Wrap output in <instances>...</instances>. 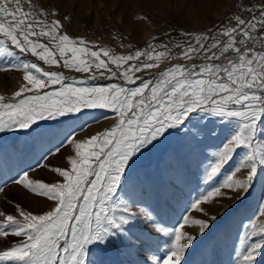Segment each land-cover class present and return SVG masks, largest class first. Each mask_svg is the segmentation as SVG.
Listing matches in <instances>:
<instances>
[{
    "label": "snow or ice",
    "instance_id": "1",
    "mask_svg": "<svg viewBox=\"0 0 264 264\" xmlns=\"http://www.w3.org/2000/svg\"><path fill=\"white\" fill-rule=\"evenodd\" d=\"M27 2L26 10L22 0H0V56L17 55L14 46L44 65L86 73L89 80L97 79L94 72L102 70L100 77L107 72L125 83L82 87L77 83L86 84V80L68 83L63 71L45 70L37 62L23 60L12 65V69L23 70L25 83L13 93L11 101L0 95V131L27 129L37 120L63 117L82 109H112L118 119L112 127L84 140L74 135L66 138L75 155L68 157L69 168L51 169L61 178L59 181L32 179L27 171L13 180L54 206L41 214L25 211L19 204L17 214L0 211V237H26L24 242L0 250V262L85 264L89 245L103 248L121 239L129 217L116 215L120 205L114 196L126 170L137 153L159 142L170 129L191 123L194 115L218 117L230 126L228 136L209 162L206 182L222 171L238 149L248 151L235 171L220 186L197 197L191 209L202 212L201 202L224 195L223 188L234 190L238 199L248 192L258 170H264V139L256 143L258 126L264 124V6L258 16L245 19L235 15L234 24L230 22L214 33H185L195 43L189 40L174 45L181 49L179 57L185 63L164 68L153 80L136 74L159 68L162 59L172 53L167 45H149L128 55H117L95 44L88 47V41L74 40L63 32L60 20L48 22L43 8L37 10L31 0ZM194 60L202 62L190 63ZM110 65L123 70L114 71ZM7 70L0 67V71ZM137 81L138 86H126ZM201 131L206 136L216 134L212 129ZM242 169L248 171L241 177L237 173ZM123 211L128 213L129 208ZM259 212L264 218V205ZM210 220L185 215L173 230L159 228L172 237L162 264H181L184 252L196 239L183 229L191 224L204 233ZM248 227L246 239L241 241L240 264H256V256L264 249V220H252ZM253 237L259 239L249 244Z\"/></svg>",
    "mask_w": 264,
    "mask_h": 264
},
{
    "label": "rangeland",
    "instance_id": "2",
    "mask_svg": "<svg viewBox=\"0 0 264 264\" xmlns=\"http://www.w3.org/2000/svg\"><path fill=\"white\" fill-rule=\"evenodd\" d=\"M22 2L27 10V0ZM31 3L37 10L44 9L48 22L60 20L62 31L72 39L88 41V47L95 44L110 48L114 54L128 55L147 49L149 45H167L172 53L162 59L159 68L136 74L153 80L164 68L185 63L179 57L181 49L174 47L189 40L195 43L193 37L185 33H214L230 22L234 24L232 17L241 16L245 6L243 0H132L130 3L125 0H31ZM255 15L258 16L259 12ZM256 47L260 48L259 42ZM13 50L17 55L0 56V67L9 69L0 71V95H4L7 101H11L13 93L25 83L23 70L12 69V65L23 60L37 62L45 70L63 71L69 78L68 83L87 81L86 84L77 83V86L125 83L122 79L110 77L107 72L100 77L99 71L102 70L94 72L97 79L89 80V74L44 65L31 54L20 53L14 46ZM156 50L165 51L164 48ZM201 62L194 60L190 63ZM110 67L114 71L123 70H117L114 65ZM138 85L139 81L126 86ZM117 119V113L112 109H82L63 117L37 120L27 129L13 127L0 131V188H3L0 211L17 214V204L34 214L50 210L54 206L52 201L14 184L13 180L27 171L32 179L59 181L61 178L51 169L69 168L68 157L75 155L66 138L74 135L77 140H84L112 127ZM191 121L180 129H170L159 138V142H153L147 150L136 154L114 196V201L120 205L116 215L129 217L125 232L121 239L106 247L89 245L85 264H162L172 237L158 229L173 230L182 223L185 215L190 219L210 220L211 216L216 219L210 220L204 233H199L198 226H185L183 230L196 239L184 252L181 264H240L241 241L246 239L250 221L264 220L259 212L260 206L264 205V170H258L252 187L239 199L234 190L223 188L224 195L201 202L202 212L191 209L197 197L220 186L225 177L235 171L248 151L243 147L238 149L222 171L206 182L209 162L228 136L230 126L218 117L194 115ZM201 129H212L216 134L206 136ZM262 139L264 124L258 126L256 143ZM57 148L61 149L59 153L55 152ZM247 171L242 169L237 175L242 177ZM125 207L129 208L128 213L123 211ZM68 239H71L70 235ZM256 239L259 237H253L248 243ZM25 240L26 237L14 234L0 237V250ZM256 264H264V249L256 256Z\"/></svg>",
    "mask_w": 264,
    "mask_h": 264
},
{
    "label": "built area",
    "instance_id": "3",
    "mask_svg": "<svg viewBox=\"0 0 264 264\" xmlns=\"http://www.w3.org/2000/svg\"><path fill=\"white\" fill-rule=\"evenodd\" d=\"M244 9L242 7L241 17L248 19L251 18L252 15L258 13L261 10V6H264V0H243ZM251 8L252 12H248L247 9Z\"/></svg>",
    "mask_w": 264,
    "mask_h": 264
},
{
    "label": "bare ground",
    "instance_id": "4",
    "mask_svg": "<svg viewBox=\"0 0 264 264\" xmlns=\"http://www.w3.org/2000/svg\"><path fill=\"white\" fill-rule=\"evenodd\" d=\"M132 0H125L126 3H130Z\"/></svg>",
    "mask_w": 264,
    "mask_h": 264
}]
</instances>
